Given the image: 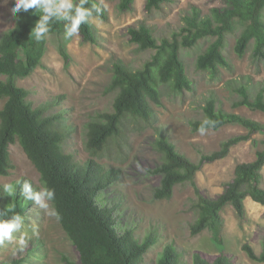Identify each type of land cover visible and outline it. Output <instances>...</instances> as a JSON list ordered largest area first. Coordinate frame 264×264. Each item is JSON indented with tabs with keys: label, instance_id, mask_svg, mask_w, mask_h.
Here are the masks:
<instances>
[{
	"label": "rangeland",
	"instance_id": "obj_1",
	"mask_svg": "<svg viewBox=\"0 0 264 264\" xmlns=\"http://www.w3.org/2000/svg\"><path fill=\"white\" fill-rule=\"evenodd\" d=\"M97 1L101 3V0ZM14 2L0 0V35L15 24V16L10 12ZM103 3L107 5L108 18H91L97 30L96 43L84 42L80 33L47 34L40 66L30 76L17 79L19 85L29 91L28 100L34 108L46 106L45 115H62L57 125L67 134L64 152L72 154L80 163L93 159L106 170L116 171L114 176L117 179L99 193L97 201L101 207L114 210L116 228L121 235L131 231L138 240L150 233L158 238L141 264H157L159 254L167 244L177 248L183 264H193L192 256L196 252L210 261L225 254L230 264H264L251 259L244 249L248 244L257 253L262 250L264 205L247 197V219L243 222L235 210L227 206L220 213L223 244L218 245L210 229L191 235V224L198 215L195 188L178 185L170 199H155L154 191L160 185V175L153 173L162 161V155L155 146L159 131L195 162H199L200 153L218 150L226 138L247 133L242 126L232 124L216 131L208 129L204 135L194 132L190 121L204 117L203 106L211 98L217 101L218 108L264 122V112L246 106H232L240 98L235 89L240 84L248 86L252 97L264 88V61L253 57L252 47L243 57L237 55L234 47L240 31L228 37L224 51L232 69L222 67L216 77L196 66L198 55L210 40L203 39L194 48L183 49L182 56L194 89L177 93L168 84H161V104L151 102L158 117L154 125L127 118L123 132L126 137L113 141L100 156H94L86 147L87 124L113 110L116 92L108 91V86L114 74V63L122 61L137 69L153 53L130 41L128 28L145 22L157 36H168L183 24L184 14L193 5L198 6L204 15L209 14L213 7L225 5L222 0H173L162 11L148 14L145 0H135L133 10L125 12L119 11V0H103ZM60 44H65L69 65L61 54ZM4 104L5 99H0V110ZM254 139L258 142L256 146ZM262 149L264 134L261 133L231 147L226 157L202 166L196 174L198 187L206 196H218L226 183L233 179L236 165L253 161L256 151ZM9 150L14 168L9 174L0 175V191L4 183H15L23 178L29 179L36 191H43L41 174L20 142L12 143ZM262 172L264 175V168ZM46 203L48 208L45 209L33 199L27 215L22 218L20 229L13 232V239L0 245V263L26 258L27 250L31 251L27 264L80 262L79 251L63 229L52 201ZM22 235L26 241L23 247L19 243Z\"/></svg>",
	"mask_w": 264,
	"mask_h": 264
},
{
	"label": "trees",
	"instance_id": "obj_2",
	"mask_svg": "<svg viewBox=\"0 0 264 264\" xmlns=\"http://www.w3.org/2000/svg\"><path fill=\"white\" fill-rule=\"evenodd\" d=\"M172 1L145 0V9L148 14L162 11ZM222 1L224 6L213 7L206 15L193 5L184 14L183 24L168 36H157L145 22L128 28L130 41L137 43L140 49L152 50L153 53L137 69L122 61L114 63V74L108 86V91L116 92L113 110L87 124L86 147L92 155L100 156L113 141L126 137L123 134L124 121L129 117L133 121L154 125L158 117L151 102L161 104V84H168L177 93L194 89L182 56L183 49L194 48L200 40H210L198 55L196 66L216 77L220 68L232 69L224 51L228 37L240 31L234 47L237 55L243 57L252 47L253 57L264 61V0ZM134 3L135 0H119L118 9L121 12L132 11ZM93 4L103 7L97 0H88L85 7L92 8ZM42 15V12L36 13L35 9L28 12L21 10L15 16L14 26L0 35V77L4 76L0 79V99H5L0 110V175H7L14 168L9 148L18 140L39 170L44 187L55 191V198L51 201L63 229L79 251L78 264H141L144 255L158 238L150 233L138 240L131 231L121 235L116 228L114 210L101 207L97 201L99 193L117 179L114 176L116 171L106 170L93 159L80 163L72 154L64 152L67 134L57 125L62 115H45L46 106L34 108L28 100L29 91L18 83V78L30 76L40 66L45 53L47 35L41 40L31 35ZM92 17H96L95 11L82 23L79 33L84 42L96 43L97 30L91 22ZM98 18L106 20L107 10L104 9ZM49 24V33H67L64 25L68 21L53 17ZM60 50L68 64L70 57L65 44H60ZM235 89L240 98L233 102V108L246 106L264 112V88L254 97L247 85L240 84ZM203 111L202 119L190 121L194 132H198L205 119H210L215 121V126L208 128L210 130L216 131L232 124L242 126L247 133L226 138L218 150L200 153L199 162H195L159 131L155 146L162 155V161L153 169V173L160 175V185L154 191V198L170 199L178 185L194 187L198 193V215L191 224V235L210 229L213 240L222 245L223 220L220 213L227 206H231L243 222L247 219V197L264 205V149L256 151L253 161L238 163L233 179L226 183L223 192L216 197L206 196L200 190L196 174L204 164L226 157L231 147L252 139L256 133L264 134V122L218 108L214 98L207 100ZM253 144L258 145L257 140L254 139ZM23 179L17 185L15 200L4 194L3 189L0 191V213H4L3 219H12L13 213L5 212L7 205L15 204V212L22 218L32 206L34 198L28 199L27 194L21 192ZM33 190L36 191L34 187ZM244 249L251 259L264 263V235L260 253L248 244L244 245ZM30 252L27 250L26 258H15L0 264H27ZM180 257L177 248L167 244L159 254L157 264H183ZM192 258L193 264H230L225 254L213 261L199 252L194 253Z\"/></svg>",
	"mask_w": 264,
	"mask_h": 264
},
{
	"label": "clouds",
	"instance_id": "obj_3",
	"mask_svg": "<svg viewBox=\"0 0 264 264\" xmlns=\"http://www.w3.org/2000/svg\"><path fill=\"white\" fill-rule=\"evenodd\" d=\"M88 0H15L10 12L13 16H16L21 10L28 12L30 9H35L36 13H43L40 20L36 22V26L33 28L31 35L37 40H41L46 37L50 31L49 21L53 17L59 20H66L68 24L64 25L67 35L79 34L80 27L84 21L93 15V11L96 13V18L100 16L102 11L107 8V5L101 0V7L98 4H93L92 8H86L85 4ZM215 121L205 119L198 128L201 135L206 134L208 128L214 127ZM22 180H17L15 183L7 182L2 185L3 193L13 197L17 195V185L21 184ZM22 193L27 194L28 199H35L40 207L48 208L46 201L53 200L55 198L54 189L45 187L43 191H34L33 183L29 179H23ZM5 212L13 213L12 219H3L4 213H0V245L6 240L11 241L13 239V232L19 230L21 227L22 217L19 213L15 212V204L6 207ZM55 214V213H53ZM23 247L26 243L24 236L22 235L19 241Z\"/></svg>",
	"mask_w": 264,
	"mask_h": 264
}]
</instances>
